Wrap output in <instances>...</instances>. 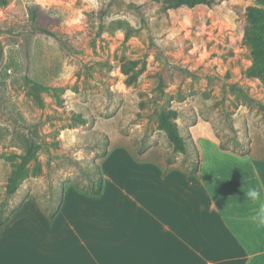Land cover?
Segmentation results:
<instances>
[{
  "label": "rangeland",
  "instance_id": "obj_1",
  "mask_svg": "<svg viewBox=\"0 0 264 264\" xmlns=\"http://www.w3.org/2000/svg\"><path fill=\"white\" fill-rule=\"evenodd\" d=\"M251 5L255 0H214L211 6L165 10L153 0H0L2 215L28 196L42 211L57 210L67 188L88 192L89 176H103L105 187L114 164L108 157L116 148L129 149L137 162L192 172L197 154L189 142L188 127L196 119L191 103L201 104L199 112L213 117L223 146L243 141L241 150H248V138L241 140L237 132L246 133L254 112L264 126V85L243 74L251 64L250 48L243 42ZM31 9H36L35 19ZM124 30L131 32L128 39ZM223 31L232 34V46L220 43ZM222 51L236 59V81L219 76L212 65L204 70L205 57H198ZM197 74L207 75L210 87L231 92L223 93L222 100L212 90L197 97L190 82ZM26 77L52 90L34 96ZM238 105L244 106L236 130ZM164 109L178 111L187 156L174 152L157 126ZM28 139L37 142L35 160L15 194L7 197L5 185Z\"/></svg>",
  "mask_w": 264,
  "mask_h": 264
},
{
  "label": "crops",
  "instance_id": "obj_2",
  "mask_svg": "<svg viewBox=\"0 0 264 264\" xmlns=\"http://www.w3.org/2000/svg\"><path fill=\"white\" fill-rule=\"evenodd\" d=\"M226 37L231 41L224 42ZM221 39L224 46L234 42L228 31ZM208 53L198 55L205 57L204 70L212 65L219 76L236 81L235 57ZM197 75L190 79L197 97L212 90L222 100L231 92ZM243 106L232 108L236 130ZM190 107L196 116L188 127L199 152L196 176L178 169L163 174L159 165L134 161L129 149L116 148L98 199L67 188L52 219L33 196L7 215L0 227V264H264V230L251 224L252 205L243 193L264 185V126L254 112L246 133L237 132L241 140L248 138V150H241L243 141L223 146L213 117L200 113L199 103ZM205 107L210 110L209 103Z\"/></svg>",
  "mask_w": 264,
  "mask_h": 264
},
{
  "label": "trees",
  "instance_id": "obj_3",
  "mask_svg": "<svg viewBox=\"0 0 264 264\" xmlns=\"http://www.w3.org/2000/svg\"><path fill=\"white\" fill-rule=\"evenodd\" d=\"M154 3L160 5L165 10H174L181 7H185L187 9H194L197 6H211L214 0H153ZM32 10L33 19L36 18V9ZM246 24L243 33V42L250 48V56H251V64L246 67L243 74L246 78L255 79L260 81L262 85H264V0H255V5H251L247 8L246 13ZM122 29V28H120ZM125 31V39H128L131 35L130 30ZM42 32L46 33V31ZM47 34V33H46ZM2 57V49L0 45V60ZM122 72L127 74V70L125 67H122ZM25 84L28 88L29 93L37 96L41 92L48 93L52 90V88L45 87L30 78L26 77ZM130 84V82H127ZM81 117L78 118L80 123H84V121L80 120ZM178 118V111L175 109H164L158 115V128L164 131L166 138L174 152L181 153L183 156L188 155V145L183 136L181 135L179 128L176 124ZM190 144L192 149L196 152V156L192 164V172L187 173L186 175L196 176L197 171L199 169V154L196 150L191 137L189 136ZM38 151L37 142L34 139L27 140L26 151L23 155L19 157L20 163L16 166V169L12 172L9 177L7 185H5V195L7 197H11L15 194L18 186L27 176V167L29 164L35 160L36 152ZM168 170H163V174H167ZM181 172V171H180ZM184 173V172H182ZM185 174V173H184ZM104 177L100 176L97 178L88 177V192H80L75 188H71L76 191V193H80L89 198L98 199L102 196L103 189L105 188L103 185ZM5 204L0 205V227L2 224L9 220V216H3L2 210ZM19 208V207H18ZM52 214L48 216L49 219H52L56 209L51 210Z\"/></svg>",
  "mask_w": 264,
  "mask_h": 264
},
{
  "label": "clouds",
  "instance_id": "obj_4",
  "mask_svg": "<svg viewBox=\"0 0 264 264\" xmlns=\"http://www.w3.org/2000/svg\"><path fill=\"white\" fill-rule=\"evenodd\" d=\"M243 193L252 205L249 215L251 224L257 230H264V185H251Z\"/></svg>",
  "mask_w": 264,
  "mask_h": 264
}]
</instances>
